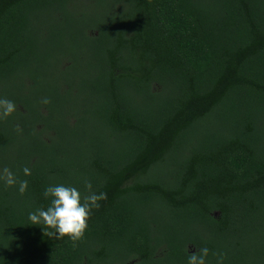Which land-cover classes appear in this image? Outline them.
Here are the masks:
<instances>
[{"label": "trees", "instance_id": "1", "mask_svg": "<svg viewBox=\"0 0 264 264\" xmlns=\"http://www.w3.org/2000/svg\"><path fill=\"white\" fill-rule=\"evenodd\" d=\"M0 98V264H264V0H0ZM85 179L83 240L28 221Z\"/></svg>", "mask_w": 264, "mask_h": 264}, {"label": "clouds", "instance_id": "2", "mask_svg": "<svg viewBox=\"0 0 264 264\" xmlns=\"http://www.w3.org/2000/svg\"><path fill=\"white\" fill-rule=\"evenodd\" d=\"M42 102L50 103L47 98ZM16 108L17 106L12 100L0 98V120L12 116ZM22 172L26 177L32 175V170L29 167H24ZM83 183L89 192L86 196L72 185L50 184L45 186L43 196L49 200V204L47 208L29 211L28 221L32 225L52 230L50 235L55 236L56 239L67 237L74 244L83 240L89 228L93 209H98L100 202L107 199L106 193H97L92 190L91 181L85 179ZM0 184L15 188L21 196L29 190V181L18 179L17 175L7 167L0 172ZM211 255L216 256V264H224L223 253H211ZM209 256L210 249L201 247L197 252L188 254L186 264H209Z\"/></svg>", "mask_w": 264, "mask_h": 264}]
</instances>
